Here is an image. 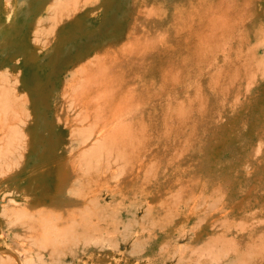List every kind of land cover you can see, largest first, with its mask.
I'll list each match as a JSON object with an SVG mask.
<instances>
[{"label":"rangeland","instance_id":"374dc122","mask_svg":"<svg viewBox=\"0 0 264 264\" xmlns=\"http://www.w3.org/2000/svg\"><path fill=\"white\" fill-rule=\"evenodd\" d=\"M72 1L0 0V111L8 92L25 114L19 141L0 142V264H264V0H237L247 21L225 30L231 38L171 55L179 76L199 56L204 67L185 90L128 119L141 138H128L137 144L128 168L105 153L96 162L98 142L81 150L54 122L62 87L140 12L162 19L155 35L182 38L185 15L187 23L208 14L217 0ZM30 63L46 72L38 86L24 77ZM52 149L77 156L66 182L63 160L40 164Z\"/></svg>","mask_w":264,"mask_h":264},{"label":"bare ground","instance_id":"6f19581e","mask_svg":"<svg viewBox=\"0 0 264 264\" xmlns=\"http://www.w3.org/2000/svg\"><path fill=\"white\" fill-rule=\"evenodd\" d=\"M250 1H253L255 5L259 2V0H244L243 3H241V6L248 5ZM70 3L71 7L76 4L75 1ZM70 5H68V7ZM216 5L217 7L210 10L208 14L197 15L195 19L190 20L187 23L186 16L190 14L187 13L185 17L183 14L181 17H184L182 25L188 28L189 31L185 32L182 38L179 36L175 38L173 36L176 34L175 30L171 33L170 30L167 31L165 29L164 31H160L158 36L155 35V33L152 32L153 27L155 26L156 29H158V22L162 19L156 20L157 16L155 12H152V9L151 11L150 9L148 10V14L144 11L140 12L137 24L134 22L136 26H131V28L128 26L124 32H121L123 36L121 40L112 44V46L107 48L106 52L100 56H95L92 60L87 61L82 67L77 66L78 70L72 73V79L62 87L59 106L53 113L54 122H59L72 131L75 135V141L81 150L90 148L98 142L95 150L91 153L92 156H90V158H94L96 162L99 160L98 157L105 153L106 157L113 158L114 161H121L123 163L122 167L125 166L128 168V160L123 162V160H125L124 158H126L125 156L129 157L132 156L130 153H137V144H126L128 138L132 137L131 134L133 132V138H135L134 140H136V143H139L138 141L141 139L137 136L139 132L138 129L140 128L136 127L135 124H132L128 119L132 116L143 114L149 107H153L159 102H165L167 98L171 97L176 92L182 91L183 89L185 90L187 86L189 87L190 83L200 77V72L204 67V55L202 57L203 59L199 56L196 62L199 67L191 73L179 76L178 74H175L174 70L167 64V61L173 57L171 55L174 53V55L178 54V57H182L181 54L190 51L192 52L200 46L208 48V45L211 46L213 43L216 45L215 39L219 35L221 36L222 33L226 34L225 37L227 38L228 34L227 32L225 33V30L234 26L236 22L242 23L243 21H247L245 20L244 15L238 14L237 0H217ZM150 6H152V4ZM143 23L146 24L144 25ZM150 26L151 29H148L147 27ZM228 31H230L229 34H233L231 28ZM235 33L237 34V31ZM171 36L173 38H170ZM228 36L230 37V35ZM227 39H223L225 42L223 40V42L220 40L219 42L227 45ZM216 50L218 51V49ZM204 51H206V49ZM208 52L210 54L213 53H211V51ZM79 66H81V64ZM43 74H46L45 70L37 68L34 63H30V66L25 68L24 71L26 81L28 83H34L35 86H38L43 82ZM249 83L250 82H248V84ZM7 97L8 99H6L1 106L2 112L5 114L3 115L5 116V119L3 120L5 128L3 127L1 129L2 137L0 142L4 141L8 144L12 141H19V134L21 131L19 133L17 132V122L24 124L23 119L25 114L23 113V109H20V106L11 102L12 96L8 92ZM142 137L143 139L145 137L144 130L142 131ZM101 139L104 140L99 141ZM23 145L24 143L22 146ZM183 145H185V143ZM6 146L8 147L9 144ZM1 148L2 147L0 146V151ZM184 149L185 148H183V150ZM181 152L182 151L180 150L179 153L181 154ZM68 153H70L69 149L48 150L44 153L40 164L45 166L52 162L63 160L61 164L60 179L62 182H66L74 174L76 164L75 158H77V156L74 155L76 157L72 156L64 159ZM0 155L2 154L0 153ZM119 157L120 159H118ZM131 163L132 160L130 161V164ZM150 164L152 166L154 162ZM151 166L150 169L153 168ZM77 167L79 169L81 165ZM146 169L147 167L145 170ZM125 171H127V169ZM147 172L150 171L148 170ZM144 178L145 177H143V179ZM135 181L136 177L132 176L126 179V184L124 183V185L128 187L127 184H132ZM186 185H188V183ZM5 187L6 186H4V188ZM185 187L187 189L188 186ZM199 197L201 196H198V199ZM5 205H1V207H5ZM2 209L1 211H3ZM11 209H13V207ZM7 210L9 211V209ZM226 214L227 213H225V215ZM17 216L21 217L23 215L19 213Z\"/></svg>","mask_w":264,"mask_h":264}]
</instances>
